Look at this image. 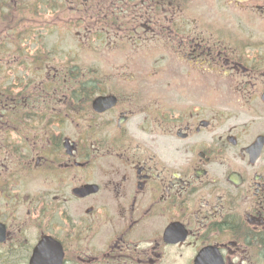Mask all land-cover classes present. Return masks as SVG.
Listing matches in <instances>:
<instances>
[{
    "label": "flooded vegetation",
    "instance_id": "flooded-vegetation-1",
    "mask_svg": "<svg viewBox=\"0 0 264 264\" xmlns=\"http://www.w3.org/2000/svg\"><path fill=\"white\" fill-rule=\"evenodd\" d=\"M0 264H264V0H0Z\"/></svg>",
    "mask_w": 264,
    "mask_h": 264
},
{
    "label": "rangeland",
    "instance_id": "rangeland-1",
    "mask_svg": "<svg viewBox=\"0 0 264 264\" xmlns=\"http://www.w3.org/2000/svg\"><path fill=\"white\" fill-rule=\"evenodd\" d=\"M71 43H72V40L69 39V40L67 41L66 45L69 46Z\"/></svg>",
    "mask_w": 264,
    "mask_h": 264
},
{
    "label": "water",
    "instance_id": "water-1",
    "mask_svg": "<svg viewBox=\"0 0 264 264\" xmlns=\"http://www.w3.org/2000/svg\"><path fill=\"white\" fill-rule=\"evenodd\" d=\"M243 1H247V0H243Z\"/></svg>",
    "mask_w": 264,
    "mask_h": 264
}]
</instances>
